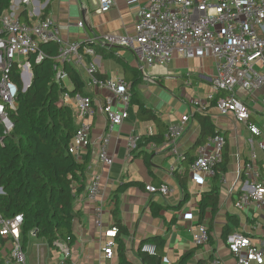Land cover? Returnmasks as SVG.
<instances>
[{
    "label": "crops",
    "instance_id": "crops-1",
    "mask_svg": "<svg viewBox=\"0 0 264 264\" xmlns=\"http://www.w3.org/2000/svg\"><path fill=\"white\" fill-rule=\"evenodd\" d=\"M148 2L116 0L111 11L98 14L95 0H38L30 6H19L17 16L20 19L21 13H26L24 20L30 23L50 19L57 24L61 37L67 42L91 46L96 38L104 35L135 36L140 9ZM80 20L85 23L84 29L76 26ZM125 51L117 47L96 48V55L87 57L85 61L87 64L93 63L99 75L111 79L125 80L126 69L138 70L143 77V83L138 87L141 101L156 112L162 123L141 121L137 105L131 103L127 117L121 126L114 129L108 145V153L114 157V163L110 168L105 167L97 157L98 142L108 133L107 119L100 105L111 93L88 87L86 75L81 74L86 83L85 92L93 99L95 114L84 120L89 127L92 146L82 150L77 158L80 164L86 165V179L83 183L76 182L74 186V211L77 215L73 223L75 242L68 245L70 256L65 259L60 250L33 239L28 250H25L27 264H37L38 245L45 247L41 264H119L117 236H106L117 220L128 231L124 243L126 256L132 264H144L140 247L145 240L155 236L166 239L164 264H174L190 251H195V254L187 264H200L201 261L211 264L214 259H218L220 264H236L224 239V229L228 225L232 227V232L247 234L254 245L264 251V210H258L254 205L245 210L236 206L247 185L251 187L254 183L242 174L252 151L257 155V167L264 180V151L259 147L264 133L261 137L252 136L232 114L221 116L216 107L209 104L203 111H194L192 119L185 124V131L178 143L182 160L179 161L164 145L169 126L179 123L183 116L189 114L190 104L215 94L210 83L216 75L214 59H185L174 54L166 66L144 65L141 69ZM127 83L131 84L129 81ZM67 85L73 87L71 82ZM131 93L133 99L132 90ZM263 94V91H259L256 98ZM252 109L251 121L261 127L264 113L258 100L254 101ZM199 114H209L217 130L224 136V148L229 154L227 170L221 173L218 185L219 210L215 215L208 210L203 219H200L199 204L202 195L213 189L214 176H202V181L192 179L188 159L196 160L202 153H213L215 146L211 139L204 145L200 143L202 126L197 116ZM159 133L164 135L162 143H147L150 136ZM131 136L137 137L138 143L136 150L130 154L128 141ZM96 174L103 177L101 195L92 200L87 196V189ZM180 178L186 189L181 185ZM148 185H167L171 191L165 197L151 195L146 191ZM201 226L208 228L212 240L211 243L197 246L193 234ZM111 241H115L116 246L114 256L109 260L104 257L103 250ZM6 243L0 245V258L3 261L10 253Z\"/></svg>",
    "mask_w": 264,
    "mask_h": 264
},
{
    "label": "built area",
    "instance_id": "built-area-1",
    "mask_svg": "<svg viewBox=\"0 0 264 264\" xmlns=\"http://www.w3.org/2000/svg\"><path fill=\"white\" fill-rule=\"evenodd\" d=\"M37 2L38 0H12L8 11L0 16V131L3 135L12 134L15 127L10 118V112L18 108L19 86L15 75L19 74L24 89L31 86V58L34 57L38 64L47 58V54L40 50V45L45 43L59 46V54L53 64L57 84L68 88L67 84L71 81L63 69V65L68 63L82 70L87 77L88 87L111 93L100 105L101 112L107 119L108 133L98 142L97 157L105 167L110 168L114 163V157L108 153V145L114 129L121 126L127 117L132 101V86L123 79H100L97 76L96 66L85 61L87 57L96 55V48H124L132 54L140 68L144 65L166 66L174 54L185 59H214L216 75L210 83L215 94L205 100L193 101L189 106V114L183 116L179 123L170 125L167 130L164 145L179 161L183 157L178 143L185 131V124L192 119L194 111H203L213 102L221 116L232 114L238 123L247 127L252 136L263 135L264 119L261 127L251 120L255 100H258L264 113V94L256 98L259 91L264 92V0H149L140 9L135 36L104 35L96 38L91 46L67 42L61 37L57 24L50 19L37 23L21 21L17 16L19 6H30ZM95 3L96 13L103 14L115 7L116 0H95ZM76 26L84 29L85 23L80 20ZM150 82H153L152 79ZM216 94L223 96L215 101ZM60 103L72 110L78 125L69 147V153L78 161L79 153L92 146L89 127L84 120L95 114L93 99L89 95L65 91ZM211 142L215 151L210 154L202 153L190 165V176L196 181H202V176H214L215 168L222 160L226 143L224 136L220 134L211 139ZM137 143V137L129 138L130 154L136 150ZM0 144H3L1 136ZM259 147L264 151V140L259 142ZM243 173L254 183L251 187L247 185L236 206L245 210L254 205L258 210H264V180L257 167V155L254 151L242 169ZM102 178L101 174L93 176L87 189L90 199L96 200L101 195ZM146 191L151 195L165 197L171 190L167 185H148ZM23 223L22 215L10 219L0 215V237L11 243L6 264H27L28 258L21 238ZM117 233L118 229L114 227L106 232V236L115 238ZM209 239L206 226L199 227L198 232L193 234L197 246L207 244ZM54 244L64 258L68 259V244L62 240ZM226 245L236 264H264V251L257 248L244 232H232L226 239ZM115 246V241L105 246L103 251L106 259L113 258ZM36 250L37 264H41L45 247L38 245ZM140 251L149 255L156 254V248L151 244L141 245ZM211 264H220V261L214 259Z\"/></svg>",
    "mask_w": 264,
    "mask_h": 264
},
{
    "label": "trees",
    "instance_id": "trees-1",
    "mask_svg": "<svg viewBox=\"0 0 264 264\" xmlns=\"http://www.w3.org/2000/svg\"><path fill=\"white\" fill-rule=\"evenodd\" d=\"M12 0H0V16L11 6ZM26 19V13H21L20 20ZM30 23V21H25ZM40 50L47 54L41 63L31 58L32 83L24 91L19 74L15 80L19 86L17 98L18 108L10 112L14 123V131L10 135L0 136V215L10 219L22 215L24 219L21 228V238L24 250H28L32 240L45 242L49 247L55 248V242L62 240L68 245L75 242L73 223L77 215L74 211L75 184L84 182L86 165L80 164L75 156L69 153L78 125L72 110L61 105L60 98L65 91L71 94L88 95L85 92L86 83L78 69L72 64L65 63L63 69L69 76L72 88L61 86L54 79L53 64L59 54V46L53 43L40 45ZM83 47L81 48V51ZM100 79L106 77L97 75ZM125 81L131 82L133 99L132 104L137 105L138 118L145 122L161 124L156 112L148 108L142 101L138 87L143 83V77L138 70L129 68L125 70ZM219 94L215 101L222 97ZM215 106V102L212 103ZM201 123L200 143L206 144L208 140L220 135L221 132L212 122L209 114L197 115ZM163 126V125H162ZM164 135L150 136L147 143L160 144ZM194 158L188 162L191 165ZM229 154L225 148L222 151V160L215 168L213 178L214 187L211 192L204 193L200 201V219L210 210L213 215L217 213L220 205L221 173L227 170ZM186 177V176H184ZM181 185L186 189L183 179ZM117 243L119 264H132L125 250L124 240L128 236L127 229L117 220ZM35 233V236H32ZM232 233V227L224 229V239ZM210 235L209 242L211 243ZM6 240L0 237V245ZM143 244H151L156 248L155 255L141 252L144 264H164L166 239L161 236L148 238ZM142 244V245H143ZM195 251L182 255L174 264H187L194 256ZM0 264H6L1 260ZM200 264H204L203 261Z\"/></svg>",
    "mask_w": 264,
    "mask_h": 264
},
{
    "label": "rangeland",
    "instance_id": "rangeland-1",
    "mask_svg": "<svg viewBox=\"0 0 264 264\" xmlns=\"http://www.w3.org/2000/svg\"><path fill=\"white\" fill-rule=\"evenodd\" d=\"M125 52H127L133 58L132 54L129 51L126 50ZM78 71L83 75L82 70L78 69ZM262 72H264V69H262ZM6 245L8 246V248L11 249V243L10 242H7Z\"/></svg>",
    "mask_w": 264,
    "mask_h": 264
},
{
    "label": "water",
    "instance_id": "water-1",
    "mask_svg": "<svg viewBox=\"0 0 264 264\" xmlns=\"http://www.w3.org/2000/svg\"><path fill=\"white\" fill-rule=\"evenodd\" d=\"M29 87H30V85L27 86V87L24 89V91H26ZM2 193H3V190L0 188V194H2Z\"/></svg>",
    "mask_w": 264,
    "mask_h": 264
}]
</instances>
